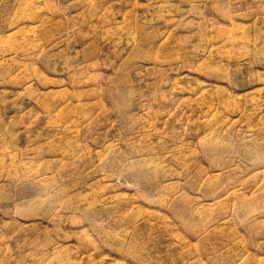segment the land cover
<instances>
[{
  "label": "rangeland",
  "instance_id": "1",
  "mask_svg": "<svg viewBox=\"0 0 264 264\" xmlns=\"http://www.w3.org/2000/svg\"><path fill=\"white\" fill-rule=\"evenodd\" d=\"M260 110L264 0H0V264H264Z\"/></svg>",
  "mask_w": 264,
  "mask_h": 264
},
{
  "label": "bare ground",
  "instance_id": "2",
  "mask_svg": "<svg viewBox=\"0 0 264 264\" xmlns=\"http://www.w3.org/2000/svg\"><path fill=\"white\" fill-rule=\"evenodd\" d=\"M164 1H166V0H162V2H164ZM246 2H249L250 1V3H253L254 1H256V0H245ZM258 1V0H257ZM34 17H37L36 15H32V18H34ZM166 20H167V18H165ZM43 25H44V29L47 31V35H48V39H49V42H50V44H52L51 46H52V48H53V53H55L54 51H56L60 46H58V45H55V43H58V42H56V38L54 37L55 35L53 34V32H51V31H49L48 29H47V27H49L50 26V23H49V21L46 19L44 22H43ZM59 40H61L60 42H67V40H63L62 41V38H59ZM68 43H71L70 42V40L68 41ZM75 46H76V44H75ZM37 47V46H36ZM57 47V49H55ZM46 54H49V53H46ZM51 54V53H50ZM49 54V56H48V59L49 60H51V55ZM66 66V65H65ZM204 86L203 85H200V87H199V89L198 90H191L190 92H188L189 94H191V95H196V96H198V97H200V98H203V95L206 93V91H204ZM76 90H78V89H76ZM49 97V94H47V98ZM33 99H35V101H37V99L35 98V95L32 97ZM62 101H65V102H68V101H70L69 99H62ZM63 104V103H62ZM62 104L61 105H59V106H61V109L63 110V111H66V110H69V107L67 106V105H63L62 106ZM260 112H262L261 114L263 115L264 114V112H263V110H260ZM248 113V111H246V112H244L243 114H247ZM253 114V113H252ZM256 115H258V112L257 111H255V116ZM248 116L249 117H252V115L251 114H248ZM129 121V120H128ZM129 129H131V127L129 128ZM136 129V128H135ZM142 167H143V164H142ZM240 180H236V181H234L233 183H235V182H239ZM90 214H94L93 212H91ZM93 216V215H92ZM227 221H225V222H223L222 224H224V223H226Z\"/></svg>",
  "mask_w": 264,
  "mask_h": 264
}]
</instances>
